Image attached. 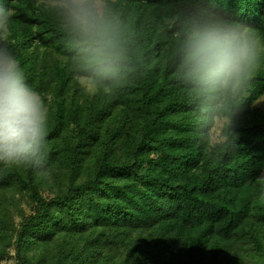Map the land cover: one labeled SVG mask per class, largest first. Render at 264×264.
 <instances>
[{"label": "trees", "instance_id": "obj_1", "mask_svg": "<svg viewBox=\"0 0 264 264\" xmlns=\"http://www.w3.org/2000/svg\"><path fill=\"white\" fill-rule=\"evenodd\" d=\"M109 2L136 70L104 95L79 84L40 0H0L27 82L49 107L51 174L0 165V258L14 248L18 264H264V64L236 118L238 148L210 159L167 74V0ZM203 2L264 33V0ZM24 199L32 212L17 223Z\"/></svg>", "mask_w": 264, "mask_h": 264}, {"label": "clouds", "instance_id": "obj_2", "mask_svg": "<svg viewBox=\"0 0 264 264\" xmlns=\"http://www.w3.org/2000/svg\"><path fill=\"white\" fill-rule=\"evenodd\" d=\"M168 72L186 94L195 136L210 159L238 148L236 118L264 64V33L226 18L203 0H167ZM59 33L75 78L92 94L127 85L133 66L127 25L109 0H40ZM10 8L0 4V165L47 180L49 107L27 82L10 43ZM258 179L264 180V175Z\"/></svg>", "mask_w": 264, "mask_h": 264}, {"label": "rangeland", "instance_id": "obj_3", "mask_svg": "<svg viewBox=\"0 0 264 264\" xmlns=\"http://www.w3.org/2000/svg\"><path fill=\"white\" fill-rule=\"evenodd\" d=\"M258 104L264 103V96L257 102ZM46 196L50 195V192L47 191L45 192ZM20 209L16 208L14 209V220L18 223L21 221L22 217L21 214L29 215L32 210H31V204L28 202L27 199L21 200L20 201ZM23 212V213H22ZM10 255L11 257H2L0 258V264H18L16 258H15V250L14 248L10 249Z\"/></svg>", "mask_w": 264, "mask_h": 264}]
</instances>
